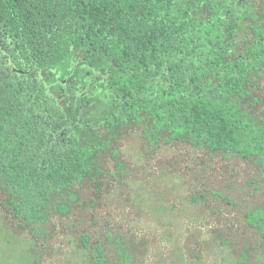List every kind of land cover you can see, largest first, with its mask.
Segmentation results:
<instances>
[{
  "label": "trees",
  "instance_id": "16d2710c",
  "mask_svg": "<svg viewBox=\"0 0 264 264\" xmlns=\"http://www.w3.org/2000/svg\"><path fill=\"white\" fill-rule=\"evenodd\" d=\"M259 6L257 0H0L3 206L43 235L40 228L70 215L80 201L76 188L102 174L101 152L116 138L97 129L110 133L123 123L145 122L150 143L164 135L167 143L264 165V116L244 104L264 76ZM241 35L247 43L238 51ZM77 56L85 80L98 73L105 81L83 82L76 74L59 85L47 79ZM243 216L264 243V206ZM81 244L92 264H112L89 233ZM114 250L116 264H134L122 237Z\"/></svg>",
  "mask_w": 264,
  "mask_h": 264
},
{
  "label": "rangeland",
  "instance_id": "374dc122",
  "mask_svg": "<svg viewBox=\"0 0 264 264\" xmlns=\"http://www.w3.org/2000/svg\"><path fill=\"white\" fill-rule=\"evenodd\" d=\"M257 2L263 10V0ZM237 40L240 51L247 40L242 35ZM85 70L77 56L67 69H53L46 77L56 78L58 85L70 74L83 82L105 81L98 73L85 80ZM259 84L244 101L257 118L264 116V76ZM55 94L60 96L57 89ZM146 126L123 123L110 133L97 129L116 138L101 152L102 174L76 188L80 201L70 215L54 216L40 228L43 235L16 220L0 195V264H92L89 250L81 246L85 233L105 245L112 264L118 259V237L134 264H264V243L243 216L264 206V165L182 141L167 143L164 135L150 143Z\"/></svg>",
  "mask_w": 264,
  "mask_h": 264
}]
</instances>
